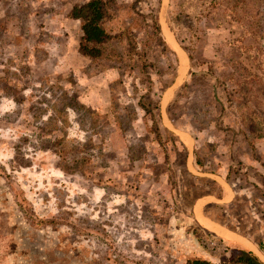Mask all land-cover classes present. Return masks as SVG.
<instances>
[{
    "label": "rangeland",
    "instance_id": "obj_1",
    "mask_svg": "<svg viewBox=\"0 0 264 264\" xmlns=\"http://www.w3.org/2000/svg\"><path fill=\"white\" fill-rule=\"evenodd\" d=\"M82 1L0 0V264L264 263V0H107L95 62Z\"/></svg>",
    "mask_w": 264,
    "mask_h": 264
},
{
    "label": "trees",
    "instance_id": "obj_2",
    "mask_svg": "<svg viewBox=\"0 0 264 264\" xmlns=\"http://www.w3.org/2000/svg\"><path fill=\"white\" fill-rule=\"evenodd\" d=\"M141 18L150 16L151 27L153 29L152 36L156 37L160 46L168 49V45L161 36L160 25L156 14L146 15L143 12H137ZM69 16L80 21L81 36L78 43L79 53L92 61H100L121 57L116 52L115 46L112 50L113 41L117 40L118 45L126 44L127 55L133 59V51L135 47L134 37L128 29H122L121 33H115L109 30L106 22L109 19L107 8V0H85L74 4ZM230 261L233 264H264L258 256L245 247H241L234 251ZM195 264H215L205 260H195Z\"/></svg>",
    "mask_w": 264,
    "mask_h": 264
},
{
    "label": "bare ground",
    "instance_id": "obj_3",
    "mask_svg": "<svg viewBox=\"0 0 264 264\" xmlns=\"http://www.w3.org/2000/svg\"><path fill=\"white\" fill-rule=\"evenodd\" d=\"M161 22L164 24L163 26H165V22L163 20V17L161 16ZM165 31V30H164ZM166 32V31H165ZM166 34V33H165ZM166 37H168L169 40H172L170 38V36H168V34H166ZM179 56H180V61L183 63L185 62V54L184 52L179 48ZM182 139L184 140L185 143L191 144L190 140L188 137L183 136ZM195 214L197 217L198 222L204 226L205 228L211 229L212 231L216 232L218 235L225 237V238H237L239 236H237L236 234H234L231 231L225 230L224 228H222L221 226H218L216 223H214L213 221L209 220L208 218H205L200 209H199V204L196 205L195 208ZM237 236V237H236ZM240 238V237H239Z\"/></svg>",
    "mask_w": 264,
    "mask_h": 264
}]
</instances>
